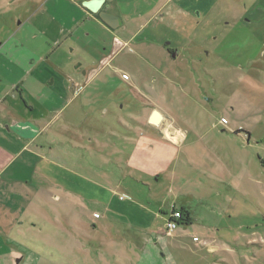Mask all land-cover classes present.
I'll return each mask as SVG.
<instances>
[{"label":"rangeland","instance_id":"rangeland-1","mask_svg":"<svg viewBox=\"0 0 264 264\" xmlns=\"http://www.w3.org/2000/svg\"><path fill=\"white\" fill-rule=\"evenodd\" d=\"M230 3H194V35L142 34L102 71L80 126L94 143L52 145L63 176L35 180L0 264H264V0ZM160 129L185 139L151 178L126 161ZM173 208L191 221L168 236Z\"/></svg>","mask_w":264,"mask_h":264},{"label":"crops","instance_id":"crops-1","mask_svg":"<svg viewBox=\"0 0 264 264\" xmlns=\"http://www.w3.org/2000/svg\"><path fill=\"white\" fill-rule=\"evenodd\" d=\"M88 1L0 0V256L14 244L12 235L20 220L17 211H25L27 195L33 188L45 190L36 188L35 180H50L51 165L53 174L62 175L58 166L66 155L62 157L60 151L55 155L53 146L62 145V140L73 147L94 143V137L83 133L80 126L92 119L84 107L93 102L92 84L98 78L108 82L102 71L135 41L145 44L148 37L138 40L142 34L161 30L170 37L189 26V35H194L199 23L194 17L199 6L194 3H216L219 12L228 11L231 5V0L105 1L99 12L121 21L113 29L99 12L94 14L83 6ZM208 11H201L199 18ZM80 114L86 118L82 120ZM176 132L182 135L179 141L178 136L174 141L167 139L161 129L160 139L142 136L126 165L151 178L160 172L161 177L165 170L160 168L177 159L174 153L185 139L182 131ZM25 202V207L18 206Z\"/></svg>","mask_w":264,"mask_h":264},{"label":"water","instance_id":"water-1","mask_svg":"<svg viewBox=\"0 0 264 264\" xmlns=\"http://www.w3.org/2000/svg\"><path fill=\"white\" fill-rule=\"evenodd\" d=\"M105 1H110V0H91L88 2H84L83 6L87 8L90 12L96 14L99 12L102 4ZM99 17L103 22H105L108 26H110L113 29H116L121 23L119 18L107 14L106 12L103 11L99 12ZM164 119L165 117L161 114V112L155 110L151 115L150 123L154 126L159 127L161 126V123L163 122Z\"/></svg>","mask_w":264,"mask_h":264},{"label":"built area","instance_id":"built-area-1","mask_svg":"<svg viewBox=\"0 0 264 264\" xmlns=\"http://www.w3.org/2000/svg\"><path fill=\"white\" fill-rule=\"evenodd\" d=\"M122 78L124 80H129V75L127 74H123ZM223 123L227 124V121L223 119ZM124 197H121V199H123ZM96 218H99L98 214H95ZM182 218V214L180 211H177L175 208L172 209V212L170 214V216L167 219L166 222V234L168 236H171L178 228V224L180 219Z\"/></svg>","mask_w":264,"mask_h":264},{"label":"trees","instance_id":"trees-1","mask_svg":"<svg viewBox=\"0 0 264 264\" xmlns=\"http://www.w3.org/2000/svg\"><path fill=\"white\" fill-rule=\"evenodd\" d=\"M180 212L182 214V218L180 219V223H190L191 220H190L189 213L186 212L185 210H181Z\"/></svg>","mask_w":264,"mask_h":264},{"label":"bare ground","instance_id":"bare-ground-1","mask_svg":"<svg viewBox=\"0 0 264 264\" xmlns=\"http://www.w3.org/2000/svg\"><path fill=\"white\" fill-rule=\"evenodd\" d=\"M164 121V120H163ZM167 136L169 137V138H173V136H172V134L170 133V132H167Z\"/></svg>","mask_w":264,"mask_h":264}]
</instances>
